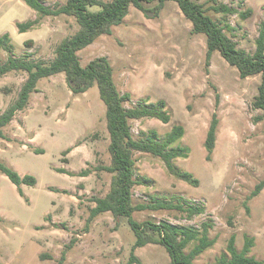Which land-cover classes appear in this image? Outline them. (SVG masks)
Segmentation results:
<instances>
[{
  "label": "rangeland",
  "instance_id": "obj_1",
  "mask_svg": "<svg viewBox=\"0 0 264 264\" xmlns=\"http://www.w3.org/2000/svg\"><path fill=\"white\" fill-rule=\"evenodd\" d=\"M42 1L50 7L66 2ZM193 1L205 7L213 4ZM217 2L236 13L208 15L239 49L253 53L264 0ZM248 9L251 15L241 18L239 13ZM34 19L38 20L34 29L18 32L17 23ZM191 27L174 2H166L152 18L131 6L109 35H101L77 55L82 67L99 57L109 61L117 90L131 96L125 107L166 103L170 121L133 120L134 138H147L154 130L161 140L174 125L184 129L173 148L187 147L189 154L174 164L192 174L198 187L171 176L159 158L135 152L134 179L140 184L132 189V202L170 200L201 206L203 214L189 219L177 211L143 210L134 212L133 219L199 230L211 220L208 238L214 243L194 264H216L221 256L229 257L232 236L237 251L252 238L249 256L264 264V188L251 196L264 178V120L256 121L261 112L252 108L260 76L240 79L217 52L207 59L206 38L192 34ZM77 30L73 17H40L23 0H0V36L8 34L12 46L11 51L0 49V63L9 56L49 62L56 46ZM25 79L26 74L18 71L0 78V114L17 98ZM213 115L218 121L216 142L207 161L204 141ZM3 133L0 161L20 176L33 177L35 184L21 185L20 194L0 173V264H126L135 242L126 220L110 213L90 219L93 199L108 193L112 177L102 170L110 165L111 156L105 105L96 84L74 95L64 74L39 80L26 109ZM134 254L141 264H170L160 245L136 248Z\"/></svg>",
  "mask_w": 264,
  "mask_h": 264
},
{
  "label": "trees",
  "instance_id": "obj_2",
  "mask_svg": "<svg viewBox=\"0 0 264 264\" xmlns=\"http://www.w3.org/2000/svg\"><path fill=\"white\" fill-rule=\"evenodd\" d=\"M40 17H58L60 15L73 17L78 25V30L70 37L64 38L55 48L54 58L49 62L29 61L23 58L9 56L5 62L0 63V78L10 72L18 71L26 74V79L20 87L17 98L0 114V139L4 137L3 129L8 126L18 112L28 106L30 96L36 91L39 80L57 74H64L68 89L74 95L85 93L96 84L100 100L105 105L106 129L109 134L108 151L111 163L102 170L112 175L110 188L103 198H95V206L90 210V219L110 213L114 219L124 218L135 237V242L126 264H141L135 256L136 248L148 244L162 246L170 259V264H194V260L207 248L213 245L208 238L212 221L203 222L199 229L186 226L173 225L167 221L158 223L136 222L132 214L143 210H168L185 214L191 219L203 214L204 208L198 205H184L170 200L151 198L149 202L134 205L132 202V189L140 184L134 179L135 152L147 153L159 158L174 178L193 187H198V180L192 174L178 169L174 161L178 158L188 157L189 148L173 145L184 134L180 125L172 126L171 130L159 140L156 131L151 130L147 138L136 139L133 137L130 122L141 119H156L163 124L170 121L166 112V103L159 100L155 104L146 105L140 102L137 106L127 108L125 103L130 101V94H120L112 78V68L105 57H99L82 67L77 53L91 45L101 35H109L113 26L120 25L129 13V8L141 11L146 17H156L163 9L166 2L177 4L183 16L191 23V33L204 35L206 38V57L209 59L213 53H219L224 61L238 71L240 79L259 75L260 83L257 95L252 102V108L261 112L255 120H264V15L259 24L258 37L255 40V50L247 53L237 47L211 16L214 13L232 15L236 10L217 0L205 7L193 0H66L65 4H55L50 7L42 0H23ZM250 9L239 13L241 18L250 16ZM38 20H29L17 23L19 33L34 29ZM31 44L26 41L25 45ZM0 49L11 51L12 46L8 34L0 36ZM217 118L212 116L204 148L207 152L206 160L210 161L215 148ZM68 152V151H66ZM64 172V171H60ZM0 173L17 188L21 194V185L33 186L35 179L29 175L20 176L12 168L0 161ZM85 174V173H84ZM264 188V178L255 186L252 197L257 196ZM1 222V218H0ZM196 243L186 253L187 247ZM253 246V239L246 238L241 251L234 245V237H230L227 244L229 257L221 256L216 264H262L261 261L249 256Z\"/></svg>",
  "mask_w": 264,
  "mask_h": 264
},
{
  "label": "crops",
  "instance_id": "obj_3",
  "mask_svg": "<svg viewBox=\"0 0 264 264\" xmlns=\"http://www.w3.org/2000/svg\"><path fill=\"white\" fill-rule=\"evenodd\" d=\"M1 224V223H0ZM1 232V231H0Z\"/></svg>",
  "mask_w": 264,
  "mask_h": 264
}]
</instances>
